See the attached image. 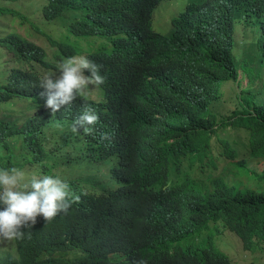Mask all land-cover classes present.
I'll use <instances>...</instances> for the list:
<instances>
[{
    "label": "trees",
    "instance_id": "trees-1",
    "mask_svg": "<svg viewBox=\"0 0 264 264\" xmlns=\"http://www.w3.org/2000/svg\"><path fill=\"white\" fill-rule=\"evenodd\" d=\"M71 1L79 4L78 18L72 24L76 34L92 30L113 43H137L148 49L147 72L154 78L142 77L127 84L141 101L139 110L129 118V157L141 175H152L154 192L135 199L121 189L126 213L120 204L95 210L83 202L76 208L87 198L82 197L68 215H58L51 223L38 217L32 229H25L23 240L5 242L18 254V258L9 255L12 264H62L73 247H66L68 242L77 239L88 244L100 264L115 261L121 250L118 245L132 250L146 264H233L206 249L179 244L193 233L208 236L209 223L219 218L243 239L245 249L256 250L264 242V163L253 166L254 160L264 161V83L255 86L261 72L258 64L264 63V44L242 60L251 68L249 85L244 93H236L235 110L224 115L210 105L222 97L224 83L231 77L223 71L232 67L233 58L228 20L192 4L173 19L169 32L161 33L150 26L159 0H65L58 9L65 10ZM53 8V4L45 8L44 22L53 24L59 19ZM208 17L217 39L197 37L187 47L185 41ZM20 39H0V48L11 50ZM80 112L70 107L55 116L41 112L21 118L16 112L4 111L0 114V159L8 167L18 166L20 148L11 139L22 134V148L35 151L33 162L46 161L63 146H44L54 121L62 120L68 142L73 134L69 128ZM232 127L250 130L259 142L251 155L247 152L249 157L234 141ZM72 187L77 194L82 192L80 186ZM89 212L92 214L86 217ZM153 244L160 250L154 262L144 259L143 247ZM0 253L7 254L5 250Z\"/></svg>",
    "mask_w": 264,
    "mask_h": 264
},
{
    "label": "clouds",
    "instance_id": "clouds-1",
    "mask_svg": "<svg viewBox=\"0 0 264 264\" xmlns=\"http://www.w3.org/2000/svg\"><path fill=\"white\" fill-rule=\"evenodd\" d=\"M64 1L0 0V39L5 42L21 38L19 45L11 50L0 48L9 56L8 65L0 61V97H3L0 102L14 105L13 109L4 111L16 112L21 118L41 112L55 116L70 107L81 111L69 128L73 134L68 142L64 136L68 129L62 127V120L54 121L44 146L47 149L63 146L46 161L33 162L35 151L22 148V134L11 139L20 148L18 166L8 167L5 160L0 159V252H7L0 253V262L5 264H12L9 255L18 258L17 252L8 249L5 242L23 240L25 229H32L38 217H43L46 224L51 223L58 215H68L72 205L82 197L87 198L76 208L83 202L95 210L120 204L126 213L127 205L121 199V189L127 190L135 199L148 197L154 192L152 175H141L129 157L132 133L129 118L139 110L141 101L127 84L142 77L154 78L147 72L148 49L137 43L132 46L113 43L111 38L92 30L88 31L90 34H76L72 24L78 18L79 4L71 1L65 10H59V6L64 7ZM163 1L159 0L153 8L150 23L153 31L161 32L154 22L165 20L170 25L169 32L173 19L192 4L229 21L233 36L230 44L232 67L223 71L231 77L224 83L222 97L210 107H224L218 113L231 114L237 104L236 93H244L249 85L248 71L251 68L242 60L258 52L260 45L264 44V0H195L169 14L159 10ZM51 4L59 14L53 24L42 20L45 8ZM211 24V17L203 20L201 28L187 39V43L185 41L187 47L197 37L211 41L217 39L210 29ZM46 29L53 32L48 33ZM98 37L109 41L98 45ZM138 38H141L139 33ZM218 66L221 69V63ZM258 66L261 72L255 86H262L264 63ZM229 83H237L238 89L233 88L228 93L225 87ZM4 111L0 110V114ZM240 129L232 127L231 135L240 151L249 157L259 142L250 130ZM254 163L263 164L264 161L254 160ZM74 184L80 186L82 192H74ZM91 214L87 213L86 217ZM225 228L232 230L223 218L210 222L207 238L211 236L210 231L219 234ZM204 235H187L179 244L206 249L233 264H256L253 259L236 262L226 250H220L212 242L201 243ZM240 239L242 250L249 251ZM70 246L73 247L62 258V264H100L95 262L86 242L77 239L68 242L66 247ZM260 246H264V242ZM143 247L144 259L157 260L160 255L157 245ZM117 248L121 250L112 264H146L143 260L139 262L133 251L124 245Z\"/></svg>",
    "mask_w": 264,
    "mask_h": 264
},
{
    "label": "rangeland",
    "instance_id": "rangeland-1",
    "mask_svg": "<svg viewBox=\"0 0 264 264\" xmlns=\"http://www.w3.org/2000/svg\"><path fill=\"white\" fill-rule=\"evenodd\" d=\"M195 0H164L160 6L159 10L165 12L166 14L177 12L178 10H181L184 8V6L190 2ZM161 17L164 18V15H161ZM158 24V25H157ZM154 26L157 30L161 32H167L170 28V25L167 21L162 20L159 21V23L154 22ZM158 26V27H157ZM48 33H52L53 31L50 29H46ZM98 45H104L109 40L105 37H98ZM0 54H3L0 61H5V64H9V56H7L6 52L3 50L0 51ZM5 54V55H4ZM235 56L238 59V53L237 50H235ZM235 88V90L238 89L237 83H229L225 89L228 93L232 91V89ZM2 107H0L1 111L4 110H10L14 108V105L12 104H5L0 102ZM16 105V104H15ZM224 107H216L213 108V110L220 112ZM253 166L256 168V164L253 163ZM253 178V176H252ZM211 236L207 238V235L205 234L202 239L200 240L201 243L204 241L212 242L215 244L220 250L224 249L230 254V258H232L234 261L242 263L246 260L253 259L254 263L256 264H264V246H259L256 250L253 251H244L242 250L241 244L242 241L240 237L233 232L232 230L225 228L223 229L219 234L215 232V230L210 231ZM222 248V249H221ZM223 251V250H222ZM228 255V254H227ZM229 256V255H228Z\"/></svg>",
    "mask_w": 264,
    "mask_h": 264
}]
</instances>
